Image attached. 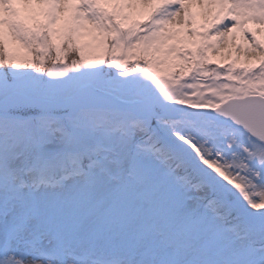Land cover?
<instances>
[{
  "label": "snow or ice",
  "instance_id": "snow-or-ice-1",
  "mask_svg": "<svg viewBox=\"0 0 264 264\" xmlns=\"http://www.w3.org/2000/svg\"><path fill=\"white\" fill-rule=\"evenodd\" d=\"M0 264H264V0H0Z\"/></svg>",
  "mask_w": 264,
  "mask_h": 264
},
{
  "label": "bare ground",
  "instance_id": "bare-ground-1",
  "mask_svg": "<svg viewBox=\"0 0 264 264\" xmlns=\"http://www.w3.org/2000/svg\"><path fill=\"white\" fill-rule=\"evenodd\" d=\"M236 45H240V42H234L233 44L222 43L220 46L221 51L216 53V56L218 58L224 59V61H234L240 66L256 63L251 54H245L244 48L241 47L239 51H237Z\"/></svg>",
  "mask_w": 264,
  "mask_h": 264
},
{
  "label": "rangeland",
  "instance_id": "rangeland-1",
  "mask_svg": "<svg viewBox=\"0 0 264 264\" xmlns=\"http://www.w3.org/2000/svg\"><path fill=\"white\" fill-rule=\"evenodd\" d=\"M258 38H260L259 37V34H258ZM234 42H240V48L242 47V48H246L247 47V42L244 40V38L242 37V36H240L239 34H237L236 36H235V38H234V40L232 41V43L231 44H233ZM222 45V44H221ZM220 45V46H221ZM219 46V47H220ZM100 55V53L98 52V51H94V52H92V53H90V56H91V58H95L96 56H99ZM209 55L211 56V58L214 60V61H217V62H219L220 64H228V63H232V62H234V61H230V62H228V61H224V59H221V58H218L217 56H216V53H209ZM15 58L18 60V61H20V62H23V61H25V60H31L32 59V54L31 53H28V52H26L24 49H22V48H19V49H17L16 50V52H15ZM78 58V57H77ZM105 59H107V57L105 56ZM47 63L49 64V65H51V61H47ZM235 65H236V67L237 68H239V67H242V66H240V65H238L237 63H235Z\"/></svg>",
  "mask_w": 264,
  "mask_h": 264
}]
</instances>
